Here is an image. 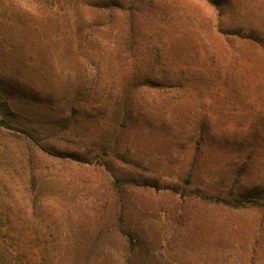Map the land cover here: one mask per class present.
I'll return each instance as SVG.
<instances>
[{
	"label": "rangeland",
	"instance_id": "1",
	"mask_svg": "<svg viewBox=\"0 0 264 264\" xmlns=\"http://www.w3.org/2000/svg\"><path fill=\"white\" fill-rule=\"evenodd\" d=\"M0 118L15 261L264 264V0H0Z\"/></svg>",
	"mask_w": 264,
	"mask_h": 264
},
{
	"label": "trees",
	"instance_id": "2",
	"mask_svg": "<svg viewBox=\"0 0 264 264\" xmlns=\"http://www.w3.org/2000/svg\"><path fill=\"white\" fill-rule=\"evenodd\" d=\"M2 126H6V130L1 129ZM7 142H10L11 144H14L17 148H20L22 150V153L25 155L26 153H30V151L33 149V144L31 143L28 135L24 131H17L16 127L13 125H10L8 122L2 120L0 118V143H5L7 145ZM29 190L30 193H32L35 190L36 186V180L32 176L30 177L29 182ZM1 203L6 204V208L11 209L13 206V201L9 199H3ZM25 201L20 203V205H16V209L20 212H24L27 208L29 209L32 207L33 210L36 209V206L38 205V200L36 196L28 197V200L24 198ZM25 213V212H24ZM4 214L6 216V219L8 222H11L12 220V214L7 211H4ZM24 215V214H23ZM21 215V217L18 216V219L21 220L23 223H27V219ZM2 226H0V264H25L20 261H15L16 256L11 255V252H9V248L13 247L14 240H17V237L10 233V230L7 229L3 231L1 229Z\"/></svg>",
	"mask_w": 264,
	"mask_h": 264
}]
</instances>
